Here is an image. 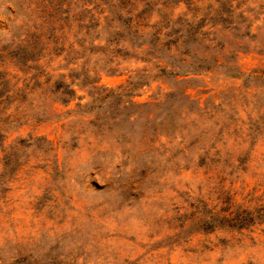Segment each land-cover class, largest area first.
<instances>
[{
    "label": "rangeland",
    "instance_id": "1",
    "mask_svg": "<svg viewBox=\"0 0 264 264\" xmlns=\"http://www.w3.org/2000/svg\"><path fill=\"white\" fill-rule=\"evenodd\" d=\"M2 4L0 40L14 42L23 11ZM169 6L118 43L106 26L81 60L102 69L97 89L76 86L13 131L24 141L0 161V264H264V0ZM165 24L175 47L157 41ZM167 62L252 75H157ZM207 210L246 223L202 232L192 222Z\"/></svg>",
    "mask_w": 264,
    "mask_h": 264
},
{
    "label": "trees",
    "instance_id": "2",
    "mask_svg": "<svg viewBox=\"0 0 264 264\" xmlns=\"http://www.w3.org/2000/svg\"><path fill=\"white\" fill-rule=\"evenodd\" d=\"M169 2L171 0H4L0 2V5L6 4L7 9L16 15L19 13L15 12L14 6L19 7L23 11L20 13L24 26L19 36L16 32L14 42L0 40V161L13 158L14 148L24 141L19 138L12 139L14 130H19L31 121L40 123L49 119L47 103L53 101L54 104L68 105L78 95L76 86L90 91L97 89L98 77L102 69L97 66L87 69L82 61L87 59V53L100 46L96 41L100 40L106 26L116 24V32L112 34L114 38H108L107 42L111 40L120 42L121 33H126V30L128 33L140 36V32H144L148 26L146 24L148 10L156 3H159V7L164 10H170ZM185 2L187 7H201L207 0H185ZM221 12L225 14L224 10ZM165 25L162 30L166 29L164 35L167 40L164 42L162 38H158L157 41L164 46L175 47L176 32L173 30L175 26L169 30V25ZM0 29L3 28L0 26ZM140 45L143 43L136 47ZM79 61L83 64L80 65L82 69L70 67L71 64L79 67ZM52 65L60 67L54 68ZM177 67L169 62L165 66L159 65L160 72L157 75L171 73L175 76H188L191 73L201 74L199 71H211L216 67H225V73L234 78L244 77L246 80L249 78L247 76L252 75L243 72L238 63L220 65L216 62L214 65L187 66L190 70H185L183 65ZM60 69L68 71L56 72ZM81 71L82 73H79ZM233 220L246 223L244 217L235 215L231 218L228 215H218L212 210H207L192 223L202 232H211L224 224L231 225Z\"/></svg>",
    "mask_w": 264,
    "mask_h": 264
}]
</instances>
